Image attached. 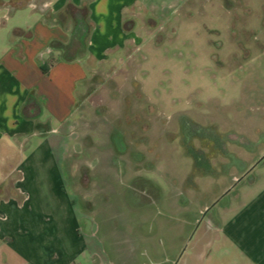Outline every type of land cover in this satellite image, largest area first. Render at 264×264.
I'll return each mask as SVG.
<instances>
[{
	"label": "rangeland",
	"instance_id": "1",
	"mask_svg": "<svg viewBox=\"0 0 264 264\" xmlns=\"http://www.w3.org/2000/svg\"><path fill=\"white\" fill-rule=\"evenodd\" d=\"M140 3L143 42L77 109L67 191L98 264H197L264 177L263 159L235 184L264 155V0Z\"/></svg>",
	"mask_w": 264,
	"mask_h": 264
},
{
	"label": "crops",
	"instance_id": "2",
	"mask_svg": "<svg viewBox=\"0 0 264 264\" xmlns=\"http://www.w3.org/2000/svg\"><path fill=\"white\" fill-rule=\"evenodd\" d=\"M141 5L0 0V264H98L63 163L90 84L143 42ZM208 230L197 264H264V177L244 185Z\"/></svg>",
	"mask_w": 264,
	"mask_h": 264
},
{
	"label": "water",
	"instance_id": "3",
	"mask_svg": "<svg viewBox=\"0 0 264 264\" xmlns=\"http://www.w3.org/2000/svg\"><path fill=\"white\" fill-rule=\"evenodd\" d=\"M264 159V155L257 161V163L251 168V169H249V171L247 172V173H245L241 178H239L236 182H235V184H237V183H239L240 181H242V179L246 176V175H248L262 160ZM235 185H233L222 197H224L225 195H227L228 194V192L234 187ZM222 197H220L218 200H217V202H215L211 207H209V208H207L206 209V211L203 213V215H202V218H201V220L199 221V223H198V225L202 222V220L205 218V216L207 215V213L212 209V207L215 205V204H217L218 203V201L222 198ZM183 251H185V250H183Z\"/></svg>",
	"mask_w": 264,
	"mask_h": 264
}]
</instances>
